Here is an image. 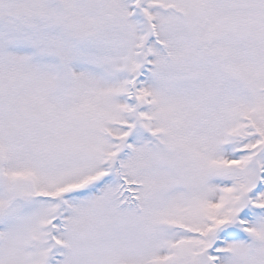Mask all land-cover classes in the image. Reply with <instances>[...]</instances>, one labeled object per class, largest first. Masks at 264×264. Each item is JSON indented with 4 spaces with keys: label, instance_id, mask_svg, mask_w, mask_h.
<instances>
[{
    "label": "snow or ice",
    "instance_id": "1",
    "mask_svg": "<svg viewBox=\"0 0 264 264\" xmlns=\"http://www.w3.org/2000/svg\"><path fill=\"white\" fill-rule=\"evenodd\" d=\"M0 264H264V0H0Z\"/></svg>",
    "mask_w": 264,
    "mask_h": 264
}]
</instances>
